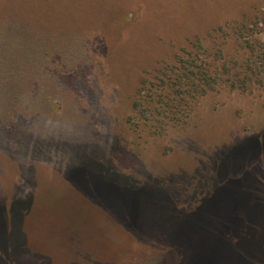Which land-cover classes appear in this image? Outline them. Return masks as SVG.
I'll list each match as a JSON object with an SVG mask.
<instances>
[{
  "label": "rangeland",
  "instance_id": "obj_1",
  "mask_svg": "<svg viewBox=\"0 0 264 264\" xmlns=\"http://www.w3.org/2000/svg\"><path fill=\"white\" fill-rule=\"evenodd\" d=\"M250 19L264 0H0V264H264V81L149 112L194 37L241 61L215 30Z\"/></svg>",
  "mask_w": 264,
  "mask_h": 264
},
{
  "label": "trees",
  "instance_id": "obj_2",
  "mask_svg": "<svg viewBox=\"0 0 264 264\" xmlns=\"http://www.w3.org/2000/svg\"><path fill=\"white\" fill-rule=\"evenodd\" d=\"M257 15H254V18ZM254 29H257L259 33H264V28L259 29L258 22L251 19L245 22H227L215 30L222 33L231 32L237 42L241 40L238 45L242 52V60H237V62L224 60L223 45L220 43L214 44L213 57L208 59L201 57V54L206 53L207 49L199 37H194L190 41L191 49L194 52L182 51L176 55L175 61L180 64L178 74L174 75L172 85L167 82L164 84L166 87L163 90L168 91L173 96L172 102L176 101V103L170 105L169 101L171 100L167 98V94H158L160 97L156 103L159 106H151V110H149L151 119L157 122L158 116H167L166 108V111L171 114L180 113L182 117H185L187 115L185 111H188L191 102H197L209 91L215 90L222 84H229L233 89L242 91L255 84H262L264 81V42H259L256 39L249 40L253 33H257ZM229 63L233 65L230 66ZM165 78L167 81L169 76L165 75ZM169 90L175 91L172 93Z\"/></svg>",
  "mask_w": 264,
  "mask_h": 264
}]
</instances>
